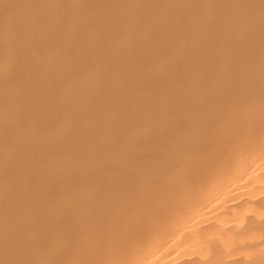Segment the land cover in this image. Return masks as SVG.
<instances>
[{
  "label": "bare ground",
  "instance_id": "1",
  "mask_svg": "<svg viewBox=\"0 0 264 264\" xmlns=\"http://www.w3.org/2000/svg\"><path fill=\"white\" fill-rule=\"evenodd\" d=\"M0 264H264V0H0Z\"/></svg>",
  "mask_w": 264,
  "mask_h": 264
}]
</instances>
